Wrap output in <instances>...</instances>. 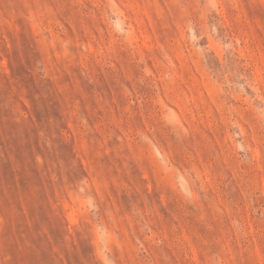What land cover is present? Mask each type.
Returning a JSON list of instances; mask_svg holds the SVG:
<instances>
[{"label":"rangeland","instance_id":"obj_1","mask_svg":"<svg viewBox=\"0 0 264 264\" xmlns=\"http://www.w3.org/2000/svg\"><path fill=\"white\" fill-rule=\"evenodd\" d=\"M0 264H264V0H0Z\"/></svg>","mask_w":264,"mask_h":264}]
</instances>
